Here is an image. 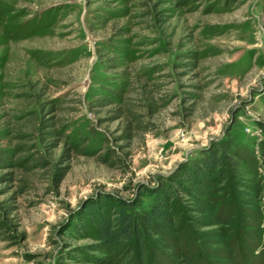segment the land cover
Segmentation results:
<instances>
[{"label": "rangeland", "instance_id": "1", "mask_svg": "<svg viewBox=\"0 0 264 264\" xmlns=\"http://www.w3.org/2000/svg\"><path fill=\"white\" fill-rule=\"evenodd\" d=\"M0 264H264V0H0Z\"/></svg>", "mask_w": 264, "mask_h": 264}, {"label": "trees", "instance_id": "2", "mask_svg": "<svg viewBox=\"0 0 264 264\" xmlns=\"http://www.w3.org/2000/svg\"><path fill=\"white\" fill-rule=\"evenodd\" d=\"M209 166H222L221 161L219 160H211L207 162ZM207 166V165H206ZM199 173H202V169L199 168L197 170L196 176H200ZM202 175V174H201ZM170 191V190H169ZM170 193V192H169ZM168 195V193H166ZM167 200L166 198L158 197L155 204L151 205L150 211L137 216L135 213H125V211L119 212L118 216V227L115 229H111V227L100 225V231L98 232V238L101 240H107L108 242L114 241L119 237L130 239L132 236L138 235L139 232V224H142L150 229H159V225L161 221L166 220V208H167ZM125 207V206H123ZM124 210V209H123ZM140 221V222H139Z\"/></svg>", "mask_w": 264, "mask_h": 264}]
</instances>
